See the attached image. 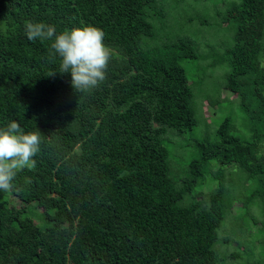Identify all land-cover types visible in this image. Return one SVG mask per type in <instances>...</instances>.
Segmentation results:
<instances>
[{"label": "trees", "instance_id": "16d2710c", "mask_svg": "<svg viewBox=\"0 0 264 264\" xmlns=\"http://www.w3.org/2000/svg\"><path fill=\"white\" fill-rule=\"evenodd\" d=\"M158 2L0 0V128L16 121L41 139L35 163L18 171L6 198L0 191V264H219L213 244L231 200L225 169L253 184L249 199L264 196V0L226 2L218 19L232 43L212 62L227 64L224 86L238 95L251 137L227 115L174 172L171 130L196 123L180 60L198 49L183 33L146 42L163 15ZM29 21L57 34L101 29L111 49L106 79L75 92L59 58H48L51 41L27 39ZM207 173L213 186L202 194Z\"/></svg>", "mask_w": 264, "mask_h": 264}, {"label": "rangeland", "instance_id": "374dc122", "mask_svg": "<svg viewBox=\"0 0 264 264\" xmlns=\"http://www.w3.org/2000/svg\"><path fill=\"white\" fill-rule=\"evenodd\" d=\"M227 1L160 0L158 2L162 6L163 15L158 14V19L153 21L158 27L157 34L146 42L152 45L164 38L169 40L183 33L195 42L198 49L196 58L180 60L186 70L189 84L193 85L196 123L191 131H185L182 135L176 134L175 129L171 130V140H167V146L172 160V172L175 171L174 165L180 167V164L192 158L196 151L193 146L194 139L211 137L217 125L227 115L234 120L236 133L243 139L251 137L247 123L242 121L238 108V95L224 86L225 74L228 72L227 64L212 63L217 58V52L232 43L231 31L218 19V12L224 10ZM213 166L215 165L212 164ZM205 175L204 184L200 187L202 194L213 186L210 174ZM225 178L231 200L229 212L217 228V237L213 244L218 262L219 264H264V196L249 199L253 184L239 168L227 167ZM3 196L5 197L4 191ZM11 204L18 207L24 205L16 200ZM29 204L40 209L34 202ZM34 219L37 220L36 217Z\"/></svg>", "mask_w": 264, "mask_h": 264}, {"label": "clouds", "instance_id": "9594fccd", "mask_svg": "<svg viewBox=\"0 0 264 264\" xmlns=\"http://www.w3.org/2000/svg\"><path fill=\"white\" fill-rule=\"evenodd\" d=\"M28 40L51 41L48 58H59V73L71 74V87L77 93L97 88L105 79L111 49L104 44V32L93 26L74 28L57 34L54 25L25 22ZM53 71L51 74H54ZM40 132H24L16 121L0 128V191L14 187L18 173L40 151Z\"/></svg>", "mask_w": 264, "mask_h": 264}]
</instances>
